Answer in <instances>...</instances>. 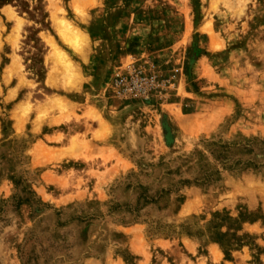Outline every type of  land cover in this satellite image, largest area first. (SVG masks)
Masks as SVG:
<instances>
[{
  "label": "rangeland",
  "instance_id": "rangeland-1",
  "mask_svg": "<svg viewBox=\"0 0 264 264\" xmlns=\"http://www.w3.org/2000/svg\"><path fill=\"white\" fill-rule=\"evenodd\" d=\"M0 264H264V0H0Z\"/></svg>",
  "mask_w": 264,
  "mask_h": 264
},
{
  "label": "built area",
  "instance_id": "built-area-1",
  "mask_svg": "<svg viewBox=\"0 0 264 264\" xmlns=\"http://www.w3.org/2000/svg\"><path fill=\"white\" fill-rule=\"evenodd\" d=\"M175 73L164 75L154 63H130L121 68L112 80L117 96L126 100H149L166 93L174 86Z\"/></svg>",
  "mask_w": 264,
  "mask_h": 264
},
{
  "label": "crops",
  "instance_id": "crops-1",
  "mask_svg": "<svg viewBox=\"0 0 264 264\" xmlns=\"http://www.w3.org/2000/svg\"><path fill=\"white\" fill-rule=\"evenodd\" d=\"M105 10L111 11L109 13L112 14L110 17H108V19H110L109 22H103L102 26L104 27V29H102V31L99 32L100 37L102 38L104 35L111 36L110 41H112L113 32L117 29V27L119 28V24H121V22H123L124 25V27L122 28L126 30L127 33L129 29V23L132 22V18L130 14H128V11H124L122 13L115 12L117 11V9L115 7L113 8L112 6L107 7V9L105 8ZM144 32H145V28H142V30L139 32L140 33L139 35L141 36L144 35ZM148 33H151V31L149 30ZM215 41H217L216 36L209 34V37L207 39V44L210 49L213 47ZM133 48L134 47L131 48L119 47L117 49L114 48V50L112 51V60H111L112 65L113 66H116L118 64L123 65L124 64L123 62L126 61L128 58L134 59V57L137 56L139 57L143 54V52H141V47L138 46L136 47V48H140V50H138L137 52Z\"/></svg>",
  "mask_w": 264,
  "mask_h": 264
},
{
  "label": "bare ground",
  "instance_id": "bare-ground-1",
  "mask_svg": "<svg viewBox=\"0 0 264 264\" xmlns=\"http://www.w3.org/2000/svg\"><path fill=\"white\" fill-rule=\"evenodd\" d=\"M62 22H64V21H62ZM59 23V22H58ZM71 27L68 25V24H66V22H64V23H62V25H61V28L59 29V33L66 39V40H68L69 42L70 41H72V42H74V41H77V39L79 38V36H80V33L77 31V30H75V29H73V28H71ZM84 40V39H83Z\"/></svg>",
  "mask_w": 264,
  "mask_h": 264
}]
</instances>
